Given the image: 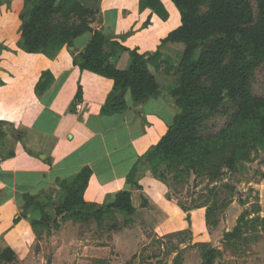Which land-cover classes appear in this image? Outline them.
<instances>
[{"label": "crops", "instance_id": "obj_1", "mask_svg": "<svg viewBox=\"0 0 264 264\" xmlns=\"http://www.w3.org/2000/svg\"><path fill=\"white\" fill-rule=\"evenodd\" d=\"M81 1L101 10L103 32L114 35L123 45L138 47L142 53L161 51L165 63L152 70L163 94L135 103L128 90L124 111L103 114L101 108L113 81L81 70L73 62L72 51L83 50L93 34H82L72 48L64 47L54 57L26 52L18 45L24 0L0 2V44L6 46L0 53V120L7 130L5 145H0V248L9 246L16 256L8 264H34L31 246L36 234L28 217L37 213L31 211L27 218L14 222L23 211L24 194L52 190L58 180L71 178L86 166L92 170L84 192L87 202L106 207L119 191L128 190L136 207L130 223L113 211L120 223L109 232L115 252L110 264H125L139 253L148 240L147 231L165 235L189 229L192 244L210 242L206 218H193L195 213L204 216L205 210H192L189 222L185 212L166 199L164 186L142 161L177 112L165 92L177 87L179 80L174 82V72L169 75L163 68L176 66L174 61H180L183 49L180 43L162 40L180 25L179 10L175 6L179 21L174 27V3L170 0H160L167 9L165 18L149 7L141 8V0ZM175 47L180 50L178 58ZM116 62L120 68L128 67L129 54L121 53ZM46 71L52 77L48 87L39 92L36 86ZM79 84L83 98L70 110ZM134 167L141 188L127 180ZM143 198L148 201L146 206ZM61 225L57 235L60 246L53 253L52 264H64L81 239L90 240L83 223L65 219Z\"/></svg>", "mask_w": 264, "mask_h": 264}, {"label": "trees", "instance_id": "obj_2", "mask_svg": "<svg viewBox=\"0 0 264 264\" xmlns=\"http://www.w3.org/2000/svg\"><path fill=\"white\" fill-rule=\"evenodd\" d=\"M172 1L180 12L181 23L162 42L180 43L184 48L179 65L169 64L163 70L169 75L172 72L178 75V86L165 92L177 112L166 133L142 161L154 176L160 167L166 166L174 167L179 177L192 170L206 171L213 181L221 175V163L233 169L238 160L245 157L248 148L264 145V96L255 95L251 89L253 73L264 63V0ZM140 7H149L164 18L168 14L160 0H141ZM20 20L18 45L26 52L44 53L49 57H54L64 47L72 48L74 40L82 34H93L83 50H73L72 54L74 64L81 70L113 81V88L101 108L103 114L124 111L128 90L135 103L163 94L152 70H159L165 63L161 51L142 53L138 47L130 48L114 35L104 33L100 9L86 6L81 0H24ZM4 49L6 46L0 44V53ZM123 52L129 54L126 68L118 67L116 62ZM51 77L49 71L43 72L36 89L44 91ZM82 98L83 89L79 84L70 110ZM228 105L233 108L232 125L215 136L204 137L202 130L208 122L215 114L227 113ZM239 124L245 126L240 136L235 129ZM3 125L0 120V145H5L7 136ZM229 145L231 149L226 153L223 149ZM47 160L50 162V158ZM136 173L137 167H134L127 180L141 188ZM91 176L92 170L86 166L73 177L58 180L52 190L39 195L24 194L23 211L14 222L35 211L37 216L28 218L36 237L42 234V229L49 235L54 230L59 231L65 219L83 224L94 221L101 226L113 211L123 213L130 223L136 213L131 192L119 191L106 207L89 203L84 199V192ZM249 213L245 210L234 229L224 233L227 243L242 237L244 223L260 219L247 218ZM211 218L208 207L209 229L219 224ZM187 220L190 222V218ZM180 232L176 234L181 235ZM200 248L202 264H215L220 251L204 242ZM15 260L11 247L0 251V264Z\"/></svg>", "mask_w": 264, "mask_h": 264}, {"label": "rangeland", "instance_id": "obj_3", "mask_svg": "<svg viewBox=\"0 0 264 264\" xmlns=\"http://www.w3.org/2000/svg\"><path fill=\"white\" fill-rule=\"evenodd\" d=\"M178 21L179 12L174 5L172 25L175 27ZM180 46L184 48L183 44ZM174 55L177 58L180 55L177 47L174 48ZM174 63L178 66L179 60ZM176 79L178 75L175 73L174 82ZM251 89L255 95L264 96V63L254 71ZM232 113L233 108H230L227 113L215 114L202 130V135L212 137L231 126ZM244 127L239 124L235 128L237 135H241L240 131ZM230 149L231 145L223 150L229 153ZM219 166L222 167L219 170L221 175L213 181L206 171L192 170L179 177L174 167L166 166L159 168L157 176H152L164 186L166 199L176 203L180 211L185 212L184 218H192L191 211L199 208L205 210L204 216L195 213L193 218H206V210L210 207L211 220L219 222L213 229L208 228L211 235L208 244L220 251L215 264H264V145L248 148L245 157L238 160L233 169L222 163ZM147 202L143 198L142 205L146 206ZM186 209L189 210L184 211ZM245 210L250 212L247 218L260 219L249 224L244 223L242 237L227 243L224 233L234 229L238 217ZM118 212L124 216L121 218H126L123 213ZM107 218L109 219L101 226H97L94 221L84 224V232L90 240L81 239L84 243L80 240L64 264H110L115 252L109 232L112 226H117L120 222L115 213ZM60 231L61 228L59 231L54 230L55 235L52 236L53 234L49 235L47 230L42 229V234L36 237L31 246L34 264L53 263V253L60 246L57 239ZM147 232L148 240L144 243L146 245L127 261L129 264H202L201 243L192 244L193 237L189 229L180 232L181 235L176 234L177 232L165 235ZM2 249L0 248V251Z\"/></svg>", "mask_w": 264, "mask_h": 264}]
</instances>
